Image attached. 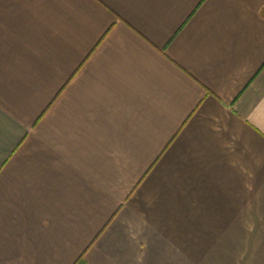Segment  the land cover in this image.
Masks as SVG:
<instances>
[{"label": "crops", "instance_id": "obj_1", "mask_svg": "<svg viewBox=\"0 0 264 264\" xmlns=\"http://www.w3.org/2000/svg\"><path fill=\"white\" fill-rule=\"evenodd\" d=\"M0 264H264V0H0Z\"/></svg>", "mask_w": 264, "mask_h": 264}]
</instances>
